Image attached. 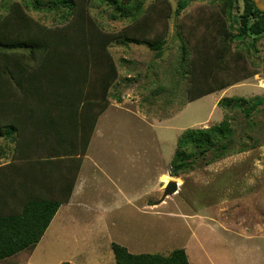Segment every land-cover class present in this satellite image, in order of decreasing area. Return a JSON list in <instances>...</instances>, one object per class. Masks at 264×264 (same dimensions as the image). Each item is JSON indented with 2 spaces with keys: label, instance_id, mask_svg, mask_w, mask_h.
<instances>
[{
  "label": "rangeland",
  "instance_id": "1",
  "mask_svg": "<svg viewBox=\"0 0 264 264\" xmlns=\"http://www.w3.org/2000/svg\"><path fill=\"white\" fill-rule=\"evenodd\" d=\"M16 1L30 7L27 13L40 24L61 28L51 12L31 8L33 0ZM92 1L90 14L102 28L117 33L126 27L124 21L111 20L105 3ZM169 1L175 7L179 0ZM214 2L194 1L178 20L172 16L160 58L145 45L111 42L119 76L91 136L71 210L64 208L47 238L31 255L15 256L14 264H116L113 242L137 254L184 249L190 264H264V112L247 119L219 104L264 96V38L254 48L248 45L251 39H237L226 63L231 71L245 67L252 76L241 70L236 77L245 80L187 102L188 77L182 73V40L175 24L189 13L211 9ZM217 70L213 76L226 72ZM225 119L235 131V151L209 166L198 162L173 178L182 134ZM4 143L0 138V147ZM170 183L178 190L163 199Z\"/></svg>",
  "mask_w": 264,
  "mask_h": 264
},
{
  "label": "trees",
  "instance_id": "2",
  "mask_svg": "<svg viewBox=\"0 0 264 264\" xmlns=\"http://www.w3.org/2000/svg\"><path fill=\"white\" fill-rule=\"evenodd\" d=\"M98 1L106 4L112 21H124L128 26L117 33L106 31L90 14L92 0H33L31 8L51 12L61 21L60 29L48 28L31 18L27 13L30 7L21 2H2L0 138L12 143L14 149L11 162L0 174L7 181L0 179L4 181L0 190L5 195L6 187L18 182L16 177L21 174L23 181L12 191L16 199L13 208L0 202V264L16 263L14 257L22 252L31 255L60 207L70 201L91 136L109 106L107 94L119 76L109 51L111 42L145 45L160 58L170 35L172 16L178 20L197 0H179L175 7L169 0ZM216 2L210 10L194 11L175 24L182 40V73L188 77L187 102L248 78L236 76L249 69L234 67L231 71L226 65L232 46L237 39H251L248 45L254 48L264 38V12L253 0ZM200 26L205 27L207 36L205 32L200 34ZM217 69L226 72L213 76ZM253 74L248 71L244 75ZM211 75L210 82L207 79ZM219 104L241 112L247 119L264 112V96L222 99ZM234 145L235 131L226 119L210 128L188 129L178 139L171 176L177 178L201 161L208 166L220 161L235 151ZM45 161L47 166L42 169L41 162ZM24 162L27 164L22 166ZM55 162L61 170L57 184ZM43 170L54 182L52 189L27 196V186L38 184L32 173ZM112 250L116 264H190L184 249L169 255L137 254L113 242Z\"/></svg>",
  "mask_w": 264,
  "mask_h": 264
},
{
  "label": "crops",
  "instance_id": "3",
  "mask_svg": "<svg viewBox=\"0 0 264 264\" xmlns=\"http://www.w3.org/2000/svg\"><path fill=\"white\" fill-rule=\"evenodd\" d=\"M121 22H123V21H121ZM5 142H8V141L5 140ZM11 145H12V143L8 142V145H5V143H4V145L0 147V174L1 175H2V169L5 168L11 162L12 152H13V149H14V148L11 149ZM24 164H27V162H24L21 165L23 166ZM45 166H47L46 165V161L45 162H41L42 169L45 168ZM53 166L57 169V170H54V173H55L54 177H55V179L59 178L60 175H58V174L61 173L60 166L56 162L53 164ZM32 174L38 179V184H36V185H28L27 186L28 187L27 196H30L32 194H40L42 192H45L46 189H49V190L52 189V187L50 188V186L54 182H50L49 179H47V177L45 176V174H46L45 170H43V173L38 172V173H32ZM1 175H0V179H3L4 181H6L5 177H2ZM7 175H9V171L6 173V176ZM57 175H58V177H57ZM21 177H22V174L16 177L17 178L16 180H18V182H13L14 185H12L11 187H8V186L6 187V194L5 195H3V193L0 190V192H1L0 193V195H1L0 196V202H2L3 206H6V205L7 206H12V208L15 206L16 199L14 198V196L12 194L13 193L12 191L15 188L21 186V181H23V178H21ZM4 181H1L0 183H4ZM55 181H56V184H57V181H59V180L56 179ZM0 187H2L1 184H0ZM9 190H10V193H9ZM22 192H24V191H22ZM19 195H21V194H19ZM73 196L74 195L72 194V197H71V199H70L68 204H63L60 207V209L58 210V212L55 215L54 219L52 220L49 228L47 229L44 237L42 238V240L44 238L45 239L47 238L48 233L53 228V225H54L56 219L62 213L63 209L65 208L66 210L67 209L71 210L70 206L72 204ZM40 242H39V244H40Z\"/></svg>",
  "mask_w": 264,
  "mask_h": 264
},
{
  "label": "water",
  "instance_id": "4",
  "mask_svg": "<svg viewBox=\"0 0 264 264\" xmlns=\"http://www.w3.org/2000/svg\"><path fill=\"white\" fill-rule=\"evenodd\" d=\"M253 2L260 11L264 12V2L262 0H253ZM177 190V186L174 183H170L165 189L163 199H165L167 196L173 195ZM162 201L163 200H160L157 203L160 204L162 203Z\"/></svg>",
  "mask_w": 264,
  "mask_h": 264
}]
</instances>
